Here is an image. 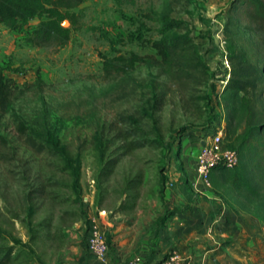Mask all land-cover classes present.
<instances>
[{
    "label": "rangeland",
    "instance_id": "obj_1",
    "mask_svg": "<svg viewBox=\"0 0 264 264\" xmlns=\"http://www.w3.org/2000/svg\"><path fill=\"white\" fill-rule=\"evenodd\" d=\"M167 1L85 0L74 9L78 28L59 48L26 41L37 18L19 31L0 25V71L23 90L0 118V135L7 140L0 145V245L13 246L17 257L10 264H81L90 219L105 232L110 253H140L157 228L187 209L206 211L211 230L207 240L187 246L185 258L177 249L184 264L189 254L208 256L207 264H264V224L255 217L264 216V179L250 170L259 192L253 198L231 186L226 168L214 169L208 185L195 171L197 143L208 139L213 126L222 134L227 124L233 130L240 114L235 96L223 91V29L232 0H190L169 15L186 29L162 31L159 14ZM184 32L209 68L208 82L188 90L170 86L166 102L153 109L148 100L157 70L138 65L130 72L144 80L136 95L121 101L102 95L116 80L102 78L100 54L153 52L136 40L127 42L131 33L158 39ZM242 34L240 46L255 56L259 38ZM12 114L55 151L30 149ZM121 114L137 119L139 136L149 145L119 148L123 140L110 125H119ZM222 211L233 213L235 227L213 220ZM161 215L168 217L159 222ZM243 226L258 227L255 238L243 241Z\"/></svg>",
    "mask_w": 264,
    "mask_h": 264
},
{
    "label": "trees",
    "instance_id": "obj_2",
    "mask_svg": "<svg viewBox=\"0 0 264 264\" xmlns=\"http://www.w3.org/2000/svg\"><path fill=\"white\" fill-rule=\"evenodd\" d=\"M84 1L0 0V25L19 31L30 20L37 18L38 22L28 33L26 41L37 47H63L70 39L71 30L78 28L79 16L74 9ZM189 2L190 0H168L163 5L159 14L164 21L162 31L171 28L186 29L184 22L171 19L169 15L177 7H184ZM64 20L68 21L70 26H64ZM223 32V47L228 65L223 77V91L235 96L240 113L234 129L227 124L225 134H222V146L234 149L238 154L237 164L226 169L230 171V184L234 189H244L256 198L259 192L252 184L251 174L264 179V0H232L227 10ZM242 32L251 38H259L255 56H250L240 46ZM134 40L153 52L144 55L136 52L100 54L102 78L108 81L116 80L110 89L102 93L103 96L121 101L136 95L144 80L137 79L130 72L138 65L154 67L157 70L155 85L152 84L155 92L148 100L153 109L166 102L170 86L188 90L209 81V68L198 53L197 44L187 32L158 39L144 38L140 33H131L126 37L127 42ZM161 75L165 79H159ZM22 94L23 90L15 81L0 71V118L10 111L12 102ZM194 104L199 105V102ZM12 115L17 134L30 149L36 153L55 151L51 144L38 140L28 132L24 120L16 114ZM141 115H146V112ZM136 121L131 114H121L117 120L119 125H110L114 137L123 140L119 148L124 152L151 143L139 136ZM219 129L218 126H213L207 134L216 133ZM0 145H7V140L2 135ZM116 160L117 158H113L108 162L109 165ZM167 217L161 215L158 220L162 222ZM255 217L264 224V216ZM2 239L0 232V241ZM16 257L13 246L0 245V264H10Z\"/></svg>",
    "mask_w": 264,
    "mask_h": 264
},
{
    "label": "crops",
    "instance_id": "obj_3",
    "mask_svg": "<svg viewBox=\"0 0 264 264\" xmlns=\"http://www.w3.org/2000/svg\"><path fill=\"white\" fill-rule=\"evenodd\" d=\"M201 140V139H200ZM199 142V141H198ZM199 145L195 148L197 152ZM206 211L203 210H191L180 211L178 214L171 216V220L168 225L159 227L150 236V240L143 246L140 253L130 254L131 251L125 248H118L113 253H108V262L106 264H127V261L135 255H140L142 261L140 264H159V261L172 249H180L183 257H186L187 246L199 245V240H207L208 233L207 224L205 221ZM210 218V217H209ZM218 219L221 222H225L228 228L235 227V216L232 212L222 211L219 214H215L213 220ZM242 238L243 241H247L248 237L255 238L258 232V227L252 228L251 226H243ZM202 236V237H201ZM205 237V238H204ZM245 243V242H244ZM249 243V242H248ZM250 244V243H249ZM188 247V250L189 248ZM207 251H211L207 249ZM207 253V252H206ZM203 256V258H201ZM190 259L187 264H207L209 261L208 256L204 254L188 256ZM200 257L201 261L198 259ZM81 264H104L100 262L94 255L86 250L85 257Z\"/></svg>",
    "mask_w": 264,
    "mask_h": 264
},
{
    "label": "built area",
    "instance_id": "obj_4",
    "mask_svg": "<svg viewBox=\"0 0 264 264\" xmlns=\"http://www.w3.org/2000/svg\"><path fill=\"white\" fill-rule=\"evenodd\" d=\"M238 161L236 150L222 146V130L208 136V139L201 140L196 152L195 171L200 181L209 184L211 172L218 166L233 168ZM87 198H83L86 202ZM86 246L89 253L95 256L100 262H108L109 246L107 236L101 230L95 219H90L87 227ZM142 258L135 255L127 261V264H140ZM159 264H184L178 250L173 249L166 257L159 261Z\"/></svg>",
    "mask_w": 264,
    "mask_h": 264
},
{
    "label": "water",
    "instance_id": "obj_5",
    "mask_svg": "<svg viewBox=\"0 0 264 264\" xmlns=\"http://www.w3.org/2000/svg\"><path fill=\"white\" fill-rule=\"evenodd\" d=\"M65 21H66V20H64V21L62 22L63 25H64Z\"/></svg>",
    "mask_w": 264,
    "mask_h": 264
}]
</instances>
